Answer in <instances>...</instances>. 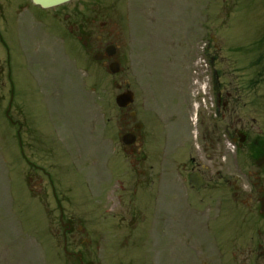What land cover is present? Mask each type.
<instances>
[{
  "label": "rangeland",
  "instance_id": "rangeland-1",
  "mask_svg": "<svg viewBox=\"0 0 264 264\" xmlns=\"http://www.w3.org/2000/svg\"><path fill=\"white\" fill-rule=\"evenodd\" d=\"M10 1L23 8L0 22V264H151V215L166 219L165 235L151 234L163 238L164 264H264V222L223 183L236 181L235 195L257 169L245 151L220 153L223 137L204 152L213 121L199 108L197 123L192 107L211 30L217 67L235 84L256 82L245 49L264 33V0H73L46 11ZM84 23L93 35L78 39ZM107 45L117 48L115 75L106 55L93 58ZM261 51L264 94V42ZM128 84L170 102L165 127L139 110L151 138L131 151L119 135L132 121L115 104ZM260 109L264 134V98ZM191 158L205 185L186 198L172 186L187 180Z\"/></svg>",
  "mask_w": 264,
  "mask_h": 264
},
{
  "label": "flooded vegetation",
  "instance_id": "flooded-vegetation-1",
  "mask_svg": "<svg viewBox=\"0 0 264 264\" xmlns=\"http://www.w3.org/2000/svg\"><path fill=\"white\" fill-rule=\"evenodd\" d=\"M92 1L93 3L96 2V0ZM22 8L23 5L16 4L10 0H0V22L2 23L5 21L7 14H18L19 10ZM85 25L86 24L84 23L83 26L78 27V39L81 38V35L92 37L93 31L88 29L87 25ZM100 25H102V23ZM212 32L213 30L210 31L211 34L209 35L212 44L210 42L207 43L205 48L208 54H210L208 64V110L213 124L211 130L205 128L202 131L201 140L204 142L202 149L204 152L205 150H215L216 144L213 142L212 137V135H214L219 143L222 141L221 137L224 138L223 145L220 146V153H223L226 148L230 150V147L233 146L235 154H241V152L245 151L248 156L254 155V166L258 172L254 177L255 179H244L240 181V185H234L235 195H231L230 187L232 183L236 181L233 180L232 182L229 179L224 178L223 183L227 188V196L229 198L235 197L234 200L240 201V203L248 209L253 208L256 215L264 222V134L263 130L257 126L259 119H262V110L260 107L264 98L262 85L258 81V76L262 75V65H259V62L262 61L261 44L263 43V36L251 41L245 49L247 57L251 58L250 55L254 56L253 74L250 76H255L256 82L251 83V78H244L243 84H235L231 81L229 71H221L216 65V58L214 57L216 46L213 45L216 41V37L212 34ZM99 39L100 38H98V40ZM87 45L88 40L82 41L83 47H86ZM106 47H103L104 51ZM84 53L86 52L84 51ZM250 69L252 70V68ZM154 94L155 93L146 89L144 94H142L141 91L137 92L133 90L134 102H136V105L132 108H127V117L134 120L137 115L140 114L139 110L144 109L153 114L162 123L163 127H165L164 124L167 120L163 119V116L160 113L162 110L160 107H165L170 102L162 101L163 105L160 106L159 101ZM170 99H172V103L176 102L177 96H172ZM202 118H205L203 113L200 115V119ZM135 124H133L132 129L127 131L135 134L136 140L134 147L139 145L146 146V141H150L151 138L149 136L151 129L147 127L146 121L144 125L140 123L141 126L137 130H134ZM241 139L243 140L241 141ZM161 140L162 149L166 150L167 146L171 142V137H167V135L162 134ZM187 141L188 143L186 144V149L194 151V147L190 140L187 139ZM180 149L183 150L182 145L180 146ZM128 150L131 151V147H129ZM138 150L141 151L140 148H138ZM213 154L214 153H208L207 157L209 158L210 156H213ZM190 163L192 164L190 167L191 172L197 170L203 177L205 176L202 173L205 171L204 168L200 171L196 166L194 158L190 159ZM175 182L181 185L178 184L172 187L178 188L182 191L186 198L188 197V193L191 196H197L198 190H195L189 184L188 180ZM246 186L247 189H245ZM169 187H171V185H169ZM145 220H149L146 230L148 233L149 246L152 251L148 261L151 264H164V252L161 250L162 248L159 245L163 238L159 237V243H156L151 234L153 231H158L160 235H165L166 219L164 216L160 215L157 220L156 216L151 215Z\"/></svg>",
  "mask_w": 264,
  "mask_h": 264
},
{
  "label": "water",
  "instance_id": "water-1",
  "mask_svg": "<svg viewBox=\"0 0 264 264\" xmlns=\"http://www.w3.org/2000/svg\"><path fill=\"white\" fill-rule=\"evenodd\" d=\"M34 5L40 6L43 9L56 7L58 5L64 4L66 2H69L71 0H31ZM110 48H108L106 51L109 55H112L113 53L109 51ZM96 60L100 59L99 55H96L94 57ZM109 70L112 74H115L119 71V66L117 63H111L109 65ZM116 104L120 108H125L129 106L133 102V95L130 91H126L125 93H122L118 96H116ZM133 136L131 134H126L122 136V142L127 146L132 144L133 142ZM190 182L194 185L196 189L200 188L202 186V178L198 176L197 174L190 175Z\"/></svg>",
  "mask_w": 264,
  "mask_h": 264
}]
</instances>
